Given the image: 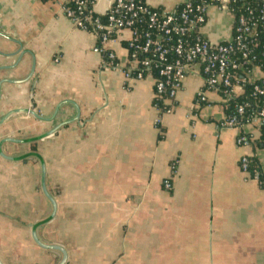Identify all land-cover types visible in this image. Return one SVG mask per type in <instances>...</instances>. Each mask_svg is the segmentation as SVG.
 I'll use <instances>...</instances> for the list:
<instances>
[{
  "label": "crops",
  "instance_id": "0c3cea01",
  "mask_svg": "<svg viewBox=\"0 0 264 264\" xmlns=\"http://www.w3.org/2000/svg\"><path fill=\"white\" fill-rule=\"evenodd\" d=\"M187 1L144 2L173 13ZM217 1L197 28L213 44L233 28ZM95 46L53 0H0V151L28 156H0V263L58 264L34 234L64 264H264V186L238 164L253 155L264 183V142L237 146L198 66L160 113L151 78L125 81ZM109 49L126 62L123 42Z\"/></svg>",
  "mask_w": 264,
  "mask_h": 264
},
{
  "label": "built area",
  "instance_id": "2783aa9c",
  "mask_svg": "<svg viewBox=\"0 0 264 264\" xmlns=\"http://www.w3.org/2000/svg\"><path fill=\"white\" fill-rule=\"evenodd\" d=\"M53 1L75 29L95 38L93 51L102 57L103 66L120 70L125 81L145 78L137 68L146 69V77L154 81V100L166 94L163 100V104L169 106L166 113L171 111L170 105L193 66L200 68L206 89L222 88L224 109L227 99L241 95L246 81L253 84L251 94L264 104V0H228L227 5L230 2L234 6L233 10L229 8L233 16L232 37L219 44L206 41L198 33L197 28L204 24L210 5L193 4L196 0L182 4L175 17L162 10L148 11L140 0H103V10H97L100 0ZM146 15L144 26L148 29L145 31L136 24ZM193 31H196L195 36H191ZM121 42L125 44L127 55L123 65L109 49L110 45ZM151 71L156 72V79H152ZM195 102H205L202 92L197 94ZM249 108V104L236 105V117H226L222 123L224 128L238 130L236 144L239 147H250L253 141L243 128L264 129V106L252 112L245 122L237 119ZM250 157L249 154L240 157L239 170L260 184V170L250 174ZM164 187L169 189V184L164 183Z\"/></svg>",
  "mask_w": 264,
  "mask_h": 264
},
{
  "label": "trees",
  "instance_id": "16d2710c",
  "mask_svg": "<svg viewBox=\"0 0 264 264\" xmlns=\"http://www.w3.org/2000/svg\"><path fill=\"white\" fill-rule=\"evenodd\" d=\"M144 1L145 0H140V4H145ZM213 3H214V0H196L195 2H193V4H200V5H212ZM227 7L230 8L231 10H233V8H234V6L231 5L230 2L228 3ZM153 10H155V9L148 8V11H153ZM156 10H158V9H156ZM180 10H181V6L178 7L177 9H175V11L173 12V16L175 17L179 13ZM145 17H147V15L141 17L140 20H138L136 27L137 28L139 27L141 30L146 31L148 28L146 26H144ZM194 30H196V28ZM195 35H196V31H193L191 33V36H195ZM165 46L167 48L169 47L168 44ZM137 70H138L137 72L142 73L143 77H146V75H147V72L145 71L146 69L143 70L142 68H140V66H138ZM151 75L153 76L152 79L157 78V74L155 71H151ZM252 85L253 84L246 81V83L242 84L241 95L234 97L232 99H227V101H226L227 108L225 109L227 117H236V115L234 114V110H235L236 105L249 104L251 106V108L245 109L244 114L240 118H237L238 120H242L243 122H245L247 117L252 112H256L264 106V104L262 103L260 98L253 96L251 94ZM213 90L216 91L221 98L222 97L224 98L222 88L220 86L213 88ZM153 92H154V85H153ZM165 96H166V94L163 93L161 95V99L153 100V104L157 107V109L160 111V113H166L169 109L168 105L163 104V100H164ZM204 103L205 102H200L199 104H204ZM260 134L261 135H260L259 139L256 141H253L251 143L253 146L259 147L264 142V129L263 128L260 129ZM30 148H31V150H35V145L31 144ZM253 170L259 171V167H258L257 160L252 155L249 158L250 174L253 172ZM259 181H260V187H263L264 183H263V178H262L261 173L259 174Z\"/></svg>",
  "mask_w": 264,
  "mask_h": 264
},
{
  "label": "water",
  "instance_id": "95a60500",
  "mask_svg": "<svg viewBox=\"0 0 264 264\" xmlns=\"http://www.w3.org/2000/svg\"><path fill=\"white\" fill-rule=\"evenodd\" d=\"M25 112H26V111H25ZM27 112H28V111H27ZM28 113H29V112H28ZM33 116L36 117V118H39V117L35 116L34 114H33ZM50 134H51V133H46L45 135H42V136H40V137H38V138L31 139V140H25V141H21V142H23V143L34 142V141H36V140H38V139L45 138V137L49 136ZM0 156H2L4 159H7V160H15V161H17V160H23V159H25V158L28 157L27 155H25V156H21V157H18V158H8V157H4V156L2 155V153H1V151H0ZM34 158H35V160L38 161L39 164H40V167H41V181H42V184H43V182H44V173H45L44 165H43V161H42V159H41L39 156H37V155H35ZM32 237H33V240H34V242L36 243V245H37L38 247H40L41 249H43V250H49V251H56V252L60 253V255H61V259H60V261H59L58 264H64V263H65V261H66V254H65V252H64L63 249H61L60 247H57V246L44 245V244L40 243V242L36 239V237H35L34 234H32ZM0 264H1V263H0Z\"/></svg>",
  "mask_w": 264,
  "mask_h": 264
}]
</instances>
